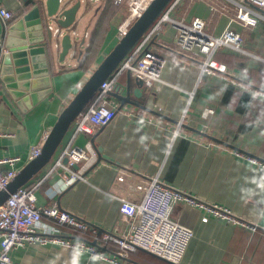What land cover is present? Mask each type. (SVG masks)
I'll return each instance as SVG.
<instances>
[{
    "label": "crops",
    "instance_id": "0c3cea01",
    "mask_svg": "<svg viewBox=\"0 0 264 264\" xmlns=\"http://www.w3.org/2000/svg\"><path fill=\"white\" fill-rule=\"evenodd\" d=\"M105 1L85 0L84 15L90 13L91 18L83 31L82 52L78 55L75 51L69 60L56 65L49 59L48 81L40 82L37 93L42 97L35 106H18L0 81V161L19 157L15 166L19 169L29 162L31 149L44 141L61 110L121 37L119 26L128 13L127 0H113L117 8L103 16ZM236 2L247 4L246 0H179L171 11L172 17L186 22L202 19L211 35L218 36L226 28L240 35L242 51L221 47L213 56L224 65V72L200 75L203 54L198 49L181 50L175 40L176 28L163 24L148 44L165 61L160 81L147 89L130 75L129 97L140 106L125 104L117 110L119 101L109 94L107 99L116 110L112 120L92 136L74 135V122L71 123L51 161L24 186L39 181L71 143L85 149L87 159L73 167L83 168V179L51 197L62 210L100 231L123 230L119 203L106 193L115 167L120 165L144 176H157L163 184L222 205L257 226L250 231L216 218L204 222L199 209L175 203L172 219L193 233L178 264H264V168L236 154L244 153L264 162V99L245 89L264 87V19L243 27L235 19ZM0 6L15 13L10 24L30 8L23 0H0ZM6 38L0 19L4 48L0 47V65ZM90 44L92 56L80 69L81 56ZM127 84L128 77L123 72L117 78L122 95ZM27 105H32L31 100ZM180 119L182 125L175 133ZM91 139L101 155L96 165ZM8 169L10 165L0 163V172ZM61 180L59 171L52 173L35 191V206L50 203L51 189L55 193L62 187ZM42 224L56 228L45 217ZM58 229L63 236L80 237L68 229ZM10 259L11 264H107L69 247L36 243L12 249ZM130 261L172 264L143 250L131 254Z\"/></svg>",
    "mask_w": 264,
    "mask_h": 264
},
{
    "label": "built area",
    "instance_id": "2783aa9c",
    "mask_svg": "<svg viewBox=\"0 0 264 264\" xmlns=\"http://www.w3.org/2000/svg\"><path fill=\"white\" fill-rule=\"evenodd\" d=\"M149 1H126L128 13L119 26L121 35L141 15ZM178 1L173 0L114 72L103 80L86 109L80 112L73 121L74 135L86 133L92 136L97 129L112 120L116 110L111 106L107 96L117 84V78L121 73L129 72L147 89L160 81L165 61L161 55L152 51L148 44L163 24H171L176 28L175 40L181 50L189 52L198 49L203 54V60L199 65L200 75L225 71L224 65L213 59L219 48L229 47L235 51H242L240 35L230 29L226 28L220 35L214 36L206 31L205 22L202 19L193 18L186 22L183 19L172 17L171 11ZM246 1L248 5L236 2L238 9L235 19L242 23L243 27L254 26L258 18L264 19V0ZM116 2L121 3L122 1L116 0ZM253 8L261 10L262 13L254 12ZM14 16L15 13L12 10L0 6V19L5 27V35ZM53 33L57 34V29H54ZM2 46L3 42L0 39V47ZM232 84L235 83L232 82ZM245 89L254 96L264 99V87L246 86ZM181 125L182 119L176 123L175 133ZM42 143L31 149L29 161L39 155ZM88 150L91 151V148L89 147ZM93 153L91 152L92 156H94ZM236 154L249 163L264 168L263 161L244 153L236 152ZM64 159H66L65 163ZM86 159L85 149L68 143L39 181L32 186H22L8 195L0 205V264H11L12 249L34 243L69 247L107 264H132L130 256L138 249L172 264H178L193 236L190 228L179 224L171 217L173 205L178 202L199 209L203 213L202 221L204 222L208 218H216L250 231L257 229L256 225L246 222L222 205L202 201L184 191L167 186L160 182L157 176H144L117 165L106 193L118 201L119 216L125 222V226L121 231H100L84 220L62 210L55 200H52L56 192L60 193L68 185L83 179V168L74 170L73 167ZM19 160V157H12L0 161V163L10 165V169L6 172H0V190L4 189L20 170L15 167ZM55 171H59L63 186L55 193L51 189L50 203L42 207L35 206V191ZM43 217L51 220L56 228L43 225ZM58 227L73 231L80 237L63 236L59 234Z\"/></svg>",
    "mask_w": 264,
    "mask_h": 264
},
{
    "label": "water",
    "instance_id": "95a60500",
    "mask_svg": "<svg viewBox=\"0 0 264 264\" xmlns=\"http://www.w3.org/2000/svg\"><path fill=\"white\" fill-rule=\"evenodd\" d=\"M171 1H149L141 15L131 23L113 48L90 73L77 93L61 110L42 143L39 155L27 162L6 187L0 190V205L10 193L26 185L51 161L76 116L83 111L103 80L114 72ZM23 2L29 4L30 8L8 27L6 51L1 55L0 81L2 88L17 100L18 106L25 104L29 108L35 106L42 97L37 91L40 88V82L48 81L46 78L49 74V59L52 58L53 64L56 65L63 62L67 55L73 57L75 51L78 55L81 54L84 39L83 37L79 40L76 38L74 27L75 23L86 14L84 15L85 0H23ZM54 29H57V34L53 33ZM126 74L128 84L125 94H121L123 89L117 84L109 93L119 101L117 110L125 104L140 106L130 100V73L126 72ZM39 78H42L41 81L38 80ZM138 83L141 85L140 82ZM27 100H31L32 105H27ZM142 108L148 110L143 106ZM90 146L97 156L96 165L101 155L92 139ZM63 162L65 163L66 159Z\"/></svg>",
    "mask_w": 264,
    "mask_h": 264
},
{
    "label": "trees",
    "instance_id": "16d2710c",
    "mask_svg": "<svg viewBox=\"0 0 264 264\" xmlns=\"http://www.w3.org/2000/svg\"><path fill=\"white\" fill-rule=\"evenodd\" d=\"M102 6H104L103 7V9H104L103 10V16L105 15V13L109 12L111 8H114V9H115V7L117 8V6L114 4L113 0H106L105 3H104V5H102ZM96 25H97V31H98V26L100 25V22H97ZM91 44L83 52V54L81 56V59H80V62H79V68L80 69H83V68L86 67V64L88 63L89 58L92 56L93 48H92ZM138 250H140V249H138ZM138 250H136V251H138Z\"/></svg>",
    "mask_w": 264,
    "mask_h": 264
},
{
    "label": "rangeland",
    "instance_id": "374dc122",
    "mask_svg": "<svg viewBox=\"0 0 264 264\" xmlns=\"http://www.w3.org/2000/svg\"><path fill=\"white\" fill-rule=\"evenodd\" d=\"M86 3V2H85ZM93 5H95L94 3H91ZM91 18V14H87L85 17H83L79 22L75 23V27L74 29L76 30V34H77V39H81L82 38V35H83V31L85 29V26L87 25L88 23V20ZM70 59V56L67 55L65 57V61L69 60Z\"/></svg>",
    "mask_w": 264,
    "mask_h": 264
}]
</instances>
